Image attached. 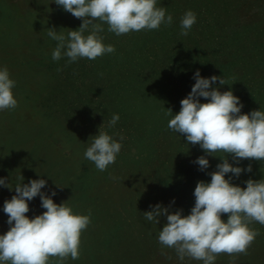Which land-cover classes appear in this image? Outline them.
<instances>
[{
  "label": "rangeland",
  "instance_id": "374dc122",
  "mask_svg": "<svg viewBox=\"0 0 264 264\" xmlns=\"http://www.w3.org/2000/svg\"><path fill=\"white\" fill-rule=\"evenodd\" d=\"M47 2L0 0V66L16 81L18 100L15 109L0 111V176L15 186L40 178L39 172L57 203L91 213L79 258L63 264H203L188 256L181 261L174 248L160 244L166 216L157 224L144 215L159 202L188 214L197 182L210 181L208 173L221 162L209 156V169H199L194 161L206 153L168 128V108L180 110L197 69L203 76L225 75L230 84L221 90L231 88L241 98L242 112L264 108V0H158L173 15L170 25L117 36L97 21L103 24L99 35L115 51L71 63L52 59L57 42L47 32L55 27L66 34L82 18ZM187 10L197 20L182 35ZM114 113L120 119L109 127ZM99 127L116 140L124 137L115 163L104 171L84 157ZM239 163L251 164L252 171L233 183L246 186L248 178L264 176V161ZM14 194L0 187V233L10 228L3 203ZM29 204V216L45 211L39 196ZM250 227L258 234L247 254L220 253L214 264H264V224L252 221ZM58 260L50 257L49 264Z\"/></svg>",
  "mask_w": 264,
  "mask_h": 264
},
{
  "label": "clouds",
  "instance_id": "9594fccd",
  "mask_svg": "<svg viewBox=\"0 0 264 264\" xmlns=\"http://www.w3.org/2000/svg\"><path fill=\"white\" fill-rule=\"evenodd\" d=\"M53 2L74 17L82 18L81 25L70 28L66 34L55 27L48 28L47 36L57 42L51 53L54 61L62 57H67L69 63L81 58L94 60L113 53L115 47L104 43L99 35L103 24L97 21L107 23L108 31L117 36L159 29L162 24L173 22V15L165 7L157 6L158 0H48L44 4ZM196 20L194 11L184 13L180 20L182 35L188 34ZM193 78L195 83L180 101V110L174 113L168 108L167 115L171 117L168 128L184 136L187 144H199L204 150L206 155L194 161L201 171L209 169V156L221 157V162L208 173L210 181L197 182L193 193L195 203L188 214H184L183 208L171 211V204L165 206L159 202L144 215L146 220L157 224L166 216L158 240L174 248L181 261L188 256L203 264H214L220 253L247 254L258 234L250 223L264 224V176L248 178L244 182L246 186L233 183L234 177L252 171L251 164L245 168L240 161H264V108L242 112L241 98L231 88L221 90L220 86L230 84L225 75L203 76L197 69ZM15 85L9 69L0 66V111L17 107ZM119 119V114L114 113L108 126H115ZM90 138L84 157L104 171L115 163L124 137L116 140L99 127L98 133ZM229 155L236 163L230 162ZM37 173L40 178L27 183L23 179L15 186L8 177L0 176V187L15 191L3 203L10 228L0 233V264H49L50 257H58L57 264H63L69 256L73 260L80 256L81 235L91 222V213H76L71 205L57 203L55 189L49 194L45 190L47 179ZM37 196L45 211L29 216V202ZM224 214H228L227 219L223 218Z\"/></svg>",
  "mask_w": 264,
  "mask_h": 264
}]
</instances>
